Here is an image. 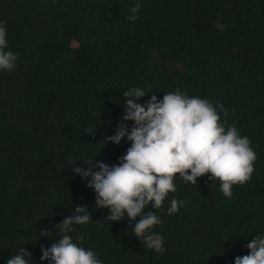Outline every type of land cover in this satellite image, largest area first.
<instances>
[{
  "label": "trees",
  "instance_id": "16d2710c",
  "mask_svg": "<svg viewBox=\"0 0 264 264\" xmlns=\"http://www.w3.org/2000/svg\"><path fill=\"white\" fill-rule=\"evenodd\" d=\"M136 2L0 0L5 51L18 54L15 70L0 71V264L21 247L31 264H51L41 249L64 235L56 225L76 206L92 220L68 235L102 264H234L264 235V0H140L130 22ZM132 87L147 93L141 104L177 88L219 102L225 130L235 126L257 154L251 179L230 198L210 173L197 184L177 174L162 207L145 209L161 219L150 231L162 236L163 254L133 234L136 221H108L109 209L72 171L94 159L119 163L131 142L103 138L115 134ZM173 198L186 203L168 215Z\"/></svg>",
  "mask_w": 264,
  "mask_h": 264
},
{
  "label": "clouds",
  "instance_id": "9594fccd",
  "mask_svg": "<svg viewBox=\"0 0 264 264\" xmlns=\"http://www.w3.org/2000/svg\"><path fill=\"white\" fill-rule=\"evenodd\" d=\"M141 7L137 0L128 9L126 19L135 22ZM5 24L6 21H0V71L12 72L17 67L18 54L5 51ZM216 28L223 31L226 25L218 22ZM146 94L139 87L123 91L124 115L115 134L103 138L105 144L119 145L125 137L131 142L119 163L109 166L94 159L83 163V168L73 167L72 171L87 180V187L94 190L95 205L109 209L110 214L105 216L108 221H119L126 215L136 221L133 234L140 242L163 254L166 249L162 236L150 231L161 219L145 209L150 204L155 210L162 207L168 194L176 191L177 174L184 183L197 184L198 177L210 173L209 180H218L223 195L230 198L233 185L251 179L257 154L250 147L249 138L241 137L235 126L225 130L229 114L219 102L214 106L206 99L189 97L177 88L175 92L164 94L162 100L152 95L146 103H139ZM218 113H223V122ZM125 121L133 122L130 130ZM75 163L70 161L68 166ZM185 203L173 198L168 215L176 214ZM91 220L87 206H76L75 214L66 216L56 225L64 235L52 242L51 247L42 248L40 259L51 264H102L93 250L78 246L68 235L73 225ZM40 233L48 236L49 230ZM78 239L83 242V234ZM244 247L249 253L235 257L234 264H264V235H255ZM26 257L30 258L31 253L21 247L6 264H31Z\"/></svg>",
  "mask_w": 264,
  "mask_h": 264
}]
</instances>
